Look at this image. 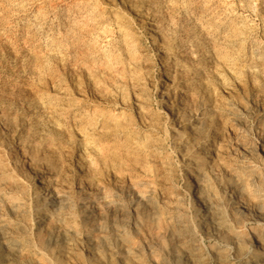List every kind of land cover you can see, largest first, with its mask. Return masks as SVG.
<instances>
[{"label": "rangeland", "instance_id": "1", "mask_svg": "<svg viewBox=\"0 0 264 264\" xmlns=\"http://www.w3.org/2000/svg\"><path fill=\"white\" fill-rule=\"evenodd\" d=\"M259 234L264 0H0V264H264Z\"/></svg>", "mask_w": 264, "mask_h": 264}, {"label": "bare ground", "instance_id": "2", "mask_svg": "<svg viewBox=\"0 0 264 264\" xmlns=\"http://www.w3.org/2000/svg\"><path fill=\"white\" fill-rule=\"evenodd\" d=\"M155 49L157 54L161 53L159 48H155ZM155 92L161 96L162 103L166 104L165 113H166L167 121L171 122L174 125L176 122V117L173 114V108L171 106V103L169 102V95L167 89L160 82H158L155 85ZM4 150L9 154L14 155L17 164L22 166L29 187L31 189L32 195L35 196V198H37L41 202V206L44 209L51 210L53 208L54 200H53L52 190L48 186V180H44L42 176L34 168L26 167V165L24 164L25 160L23 158L24 154L22 149L19 147L18 143H16V141L9 136H7L4 141ZM199 159L201 160V158ZM188 184H189V189L187 191L188 198L190 200L191 205L196 209L199 220V227L204 229L206 225L208 226L207 220L205 218L206 196L203 194L198 183L196 182V174L193 170H191L189 173ZM79 190L82 194L80 201L86 202L88 200V196L85 193L83 182L80 183ZM226 190L235 201V204L240 205L241 203L246 201L244 194L239 192L236 187H226ZM82 213H84V217L86 220L90 219L92 214V205H89L88 202H86ZM263 243L264 242L261 239V234H259V236L254 237L250 244V248L252 249V252L262 253V251L264 250Z\"/></svg>", "mask_w": 264, "mask_h": 264}]
</instances>
